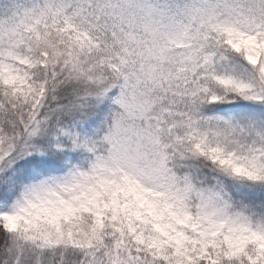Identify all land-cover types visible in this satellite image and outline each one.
Here are the masks:
<instances>
[{
  "label": "snow or ice",
  "instance_id": "obj_1",
  "mask_svg": "<svg viewBox=\"0 0 264 264\" xmlns=\"http://www.w3.org/2000/svg\"><path fill=\"white\" fill-rule=\"evenodd\" d=\"M0 264H264V0H0Z\"/></svg>",
  "mask_w": 264,
  "mask_h": 264
}]
</instances>
